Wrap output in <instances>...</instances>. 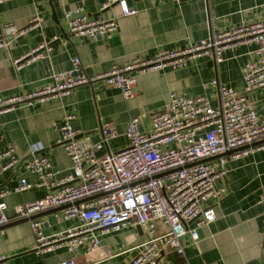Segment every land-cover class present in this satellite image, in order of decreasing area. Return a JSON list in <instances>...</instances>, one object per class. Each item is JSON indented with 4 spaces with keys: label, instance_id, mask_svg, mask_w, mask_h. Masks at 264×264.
I'll return each instance as SVG.
<instances>
[{
    "label": "crops",
    "instance_id": "obj_1",
    "mask_svg": "<svg viewBox=\"0 0 264 264\" xmlns=\"http://www.w3.org/2000/svg\"><path fill=\"white\" fill-rule=\"evenodd\" d=\"M125 1L136 10L134 14L121 15L117 3L101 9L104 0H1L0 39L8 43L0 46V95L33 91L49 80L50 72L69 68L73 56L78 57L83 73L95 75L112 64L148 57L157 48L185 47L208 35L209 16L216 17L218 29L230 28L261 17L264 3V0ZM77 5L91 16L114 17L116 29L93 39L72 37L63 11ZM51 8L58 24L51 18ZM34 15L38 17L37 23L28 28ZM52 37L55 39L51 40ZM47 41L50 50L42 49L41 57L19 66L13 62ZM253 48V43L226 48L219 63L199 55L187 59L179 68L135 73L134 94L128 99L122 98L117 87L98 79L78 85L64 95L19 104L0 113V150L9 143L24 160L35 148L58 171L57 176L64 175L70 164L56 142L58 131L52 126L60 123L63 115L73 116L71 125L81 134V146L100 139L101 124L107 123L112 128L113 136L107 137L105 145L95 151L99 157L126 143L124 128L129 117H139L142 129H148L149 115L164 106L170 93L204 95L215 105L216 92L208 84L212 78L240 89L239 69ZM247 99L253 110L261 113L264 87L248 92ZM226 157V173L215 183L216 187L224 188V194L206 201L214 210V219L196 229V241L184 233L183 258L173 252L162 253L165 264H264V147L234 158L228 154ZM20 178L32 184L36 180L22 164L0 174V189L9 191L2 197L7 217L13 215L16 204L41 197L45 191L35 186L21 192L11 191ZM58 212L59 208L41 215L50 222L43 229L44 234L75 223L73 219L58 220L54 216ZM187 226L191 227L192 222ZM142 238L141 228L128 224L116 231L98 232L97 245L89 253L81 248L77 252L67 251L63 245L39 252L33 248L34 237L25 221L0 229V257L2 264H52L65 259H72L75 264H126Z\"/></svg>",
    "mask_w": 264,
    "mask_h": 264
},
{
    "label": "built area",
    "instance_id": "obj_2",
    "mask_svg": "<svg viewBox=\"0 0 264 264\" xmlns=\"http://www.w3.org/2000/svg\"><path fill=\"white\" fill-rule=\"evenodd\" d=\"M111 3H117L123 16L136 12L125 0H104L101 9ZM262 7L263 15L258 19L230 28L218 29L216 17L209 16L206 37L182 48H157L148 57H134L122 65L112 64L95 75L83 73L78 57L73 56L69 68L50 72L49 80L33 91L0 95L1 113L19 104L64 95L78 85L101 79L117 87L122 98L128 99L134 94L135 73L162 67L179 68L187 59L199 55L219 63L224 49L241 43L254 44L239 69L240 89L212 78L208 84L215 89V105L204 95L170 93L164 106L149 115L148 129H142L137 116L127 119L126 143L118 150H108L96 157L95 151L105 145L107 137L113 136L112 128L107 123L101 124L100 139L81 146L76 137L79 130L71 125L73 116L63 115L60 123L52 126L58 131L56 142L70 164L69 172L64 175L57 176L58 171L35 148L27 159L21 160L14 147L6 144L0 150V174L22 164L36 178L33 184L20 178L11 191L21 192L32 186L45 191L41 197L16 204L13 215L7 217L2 197L9 191L0 189V226L25 218L34 237V250L42 252L63 245L67 251L77 252L81 248L89 253L97 245L98 232L138 225L143 238L134 246L136 253L126 264H165L161 260L165 252L183 258L181 237L184 233L196 241V229L215 217L206 201L224 194V188L216 187L215 183L226 173V154L234 158L264 147V105L258 114L247 99L248 92L264 87V3ZM37 20L36 15L32 16L28 28ZM63 20L68 33L76 38L106 36L117 26L114 17L88 15L80 5L64 10ZM7 43L0 39V46ZM42 49L50 50L48 41L13 62L19 66L41 57ZM227 151L230 152L222 154ZM212 156L215 157L202 161ZM57 207L59 212L54 216L58 220L73 219L75 223L44 234L49 220L41 215L31 216ZM188 222H192L191 227L187 226ZM2 260L0 257V264ZM52 264L75 263L65 259Z\"/></svg>",
    "mask_w": 264,
    "mask_h": 264
},
{
    "label": "water",
    "instance_id": "obj_3",
    "mask_svg": "<svg viewBox=\"0 0 264 264\" xmlns=\"http://www.w3.org/2000/svg\"><path fill=\"white\" fill-rule=\"evenodd\" d=\"M51 18L54 20V22H56V23L58 24V20L55 18L54 10H53L52 8H51ZM61 32L63 33L62 29H61ZM80 136H81V134H78L76 137L79 138ZM262 141H264V139H263ZM229 152H230V151H227V152H224V153H222V154H226V153H229ZM214 157H215V156L207 157V158H205V159H202V161L209 160V159H212V158H214ZM76 203H77V202H75V204H76ZM58 208H60V207L53 208V209H49V210H46V211H44V212L34 214V215L31 216V218H32V217H37V216H39V215H42V214H44V213H46V212H49V211H52V210H55V209H58ZM25 221H26L25 218L17 219V220H13V221L8 222L7 224H4V225L0 226V229L3 228V227H7V226H10V225L17 224V223H21V222H25ZM138 228H140V227L138 226ZM139 230H140V229H139Z\"/></svg>",
    "mask_w": 264,
    "mask_h": 264
}]
</instances>
